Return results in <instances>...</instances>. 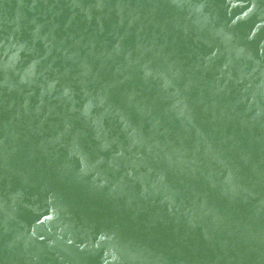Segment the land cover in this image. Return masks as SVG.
Instances as JSON below:
<instances>
[{"label": "water", "instance_id": "1", "mask_svg": "<svg viewBox=\"0 0 264 264\" xmlns=\"http://www.w3.org/2000/svg\"><path fill=\"white\" fill-rule=\"evenodd\" d=\"M0 264H264V0H0Z\"/></svg>", "mask_w": 264, "mask_h": 264}]
</instances>
